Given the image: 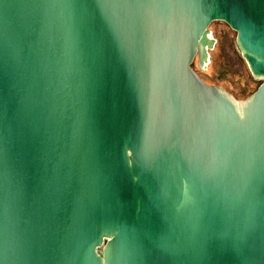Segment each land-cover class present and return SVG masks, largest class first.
I'll list each match as a JSON object with an SVG mask.
<instances>
[{"label":"water","instance_id":"1","mask_svg":"<svg viewBox=\"0 0 264 264\" xmlns=\"http://www.w3.org/2000/svg\"><path fill=\"white\" fill-rule=\"evenodd\" d=\"M0 264H264V0H0Z\"/></svg>","mask_w":264,"mask_h":264},{"label":"rangeland","instance_id":"2","mask_svg":"<svg viewBox=\"0 0 264 264\" xmlns=\"http://www.w3.org/2000/svg\"><path fill=\"white\" fill-rule=\"evenodd\" d=\"M225 25L223 22L211 24L209 30L216 40V46L210 51L209 63L199 69L196 59L194 70L203 82L224 90L237 103H243L251 97L248 93L259 88L263 81L253 78L247 62L237 48L236 33Z\"/></svg>","mask_w":264,"mask_h":264},{"label":"trees","instance_id":"3","mask_svg":"<svg viewBox=\"0 0 264 264\" xmlns=\"http://www.w3.org/2000/svg\"><path fill=\"white\" fill-rule=\"evenodd\" d=\"M225 25V24H224ZM226 26V25H225ZM227 27V26H226ZM233 32V31H232ZM234 34H235V32H233ZM192 69L194 70V64H193V66H192ZM199 69H201V68H199ZM195 71V70H194ZM251 79L253 80V78L251 77ZM257 89H258V87L257 88H255L254 90H252L250 93H248V94H250V96H252L256 91H257Z\"/></svg>","mask_w":264,"mask_h":264}]
</instances>
